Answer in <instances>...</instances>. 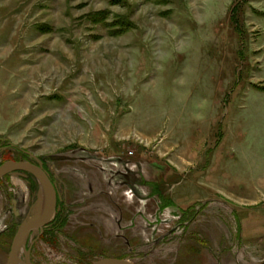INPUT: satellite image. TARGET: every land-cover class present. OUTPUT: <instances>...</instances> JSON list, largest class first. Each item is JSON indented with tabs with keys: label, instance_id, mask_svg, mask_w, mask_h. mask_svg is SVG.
I'll list each match as a JSON object with an SVG mask.
<instances>
[{
	"label": "rangeland",
	"instance_id": "1",
	"mask_svg": "<svg viewBox=\"0 0 264 264\" xmlns=\"http://www.w3.org/2000/svg\"><path fill=\"white\" fill-rule=\"evenodd\" d=\"M5 160L56 184L33 264L264 260V0H0ZM38 194L0 178V264Z\"/></svg>",
	"mask_w": 264,
	"mask_h": 264
},
{
	"label": "water",
	"instance_id": "2",
	"mask_svg": "<svg viewBox=\"0 0 264 264\" xmlns=\"http://www.w3.org/2000/svg\"><path fill=\"white\" fill-rule=\"evenodd\" d=\"M15 171L31 173L37 180L39 186L38 207L32 214H28L17 226L8 252L7 264H32L30 261V251L34 241L29 245L28 249L25 248V242L32 231L39 229L42 232V223L47 218L53 203V187L47 174L39 166L13 160H7L0 164V178ZM20 249H23V258L19 255ZM88 264L134 263L125 259L106 257Z\"/></svg>",
	"mask_w": 264,
	"mask_h": 264
},
{
	"label": "crops",
	"instance_id": "3",
	"mask_svg": "<svg viewBox=\"0 0 264 264\" xmlns=\"http://www.w3.org/2000/svg\"><path fill=\"white\" fill-rule=\"evenodd\" d=\"M237 186H240L239 184L237 185V183L233 184V183H230L227 187H237ZM247 188L249 190V193L250 196H253L252 195V191H254V189L258 188V189H263V193H264V181L262 182H259V183H253V184H249L247 185ZM225 189V188H224ZM224 189H220V190H224ZM253 189V190H251ZM254 200H253V203L256 204L257 203V198H255V196H253ZM236 216L235 217V226H233V231L235 228H238L239 230V237H242L243 236V229L246 230V233L248 235V237H253V236H257L258 237V243L260 245H264V211L263 212H260V211H252L248 214V217L245 218L247 220L246 224H244V220L239 217V214L238 212L236 213ZM237 224V225H236ZM239 240V239H238ZM254 243H256V240L254 239ZM252 245V242L249 240L248 242V247ZM235 246L238 248L237 249V256L235 257V264H240L239 263V253L241 251H243L244 249V244L242 242V244L240 242H238L237 244H235ZM254 264H264V260H258V261H255L253 262Z\"/></svg>",
	"mask_w": 264,
	"mask_h": 264
},
{
	"label": "flooded vegetation",
	"instance_id": "4",
	"mask_svg": "<svg viewBox=\"0 0 264 264\" xmlns=\"http://www.w3.org/2000/svg\"><path fill=\"white\" fill-rule=\"evenodd\" d=\"M6 161V160H5ZM21 162H28V163H30V164H33V165H36V166H39V167H41L42 168V170L47 174V176H48V178H49V180H50V182H51V184H52V187H55V183L53 182V180L50 178V175H49V173L47 172V170L45 169V167H43V166H40L39 164H37V163H31V162H29V161H21ZM1 164V163H0ZM19 172H21V171H19ZM22 173H24V174H28L29 176H31L32 178H35L31 173H28V172H22ZM54 189V188H53ZM29 197V196H28ZM10 202H11V208H13V210H14V219H18V217H20V211H16L15 209L18 207V204H19V201L17 200V199H11L10 200ZM15 212H16V214H15ZM29 214V212L26 214V216ZM26 216H24V217H26ZM15 223V222H14ZM44 232V228H42V232H40V230H39V234H37L36 235V237H34L30 242H29V244H28V246H26V244H25V248L26 249H28V247H29V245L34 241H36V239L37 238H39V236H40V234L41 233H43ZM34 242L32 243V245H31V249H32V247H33V244H34ZM23 258V257H22ZM30 261H31V251H30ZM31 263H32V261H31ZM33 264V263H32Z\"/></svg>",
	"mask_w": 264,
	"mask_h": 264
},
{
	"label": "bare ground",
	"instance_id": "5",
	"mask_svg": "<svg viewBox=\"0 0 264 264\" xmlns=\"http://www.w3.org/2000/svg\"><path fill=\"white\" fill-rule=\"evenodd\" d=\"M15 172H19V171H15ZM3 177V176H2Z\"/></svg>",
	"mask_w": 264,
	"mask_h": 264
}]
</instances>
